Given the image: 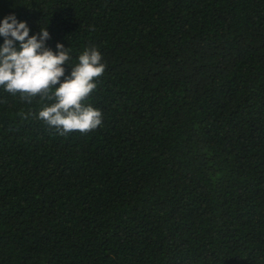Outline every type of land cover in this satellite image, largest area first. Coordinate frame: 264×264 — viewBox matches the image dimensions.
I'll list each match as a JSON object with an SVG mask.
<instances>
[{
    "label": "trees",
    "instance_id": "1",
    "mask_svg": "<svg viewBox=\"0 0 264 264\" xmlns=\"http://www.w3.org/2000/svg\"><path fill=\"white\" fill-rule=\"evenodd\" d=\"M13 13L70 48L66 76L89 47L106 69L88 133L0 87V264H264V0H0Z\"/></svg>",
    "mask_w": 264,
    "mask_h": 264
},
{
    "label": "clouds",
    "instance_id": "2",
    "mask_svg": "<svg viewBox=\"0 0 264 264\" xmlns=\"http://www.w3.org/2000/svg\"><path fill=\"white\" fill-rule=\"evenodd\" d=\"M29 33L27 22L18 21L14 13L0 23V36L5 38L0 46V87L12 95L20 94L28 103L36 97L41 103L52 101L39 111L38 118L61 136L97 129L102 124V112L86 101L106 69L101 52L96 47L86 48L66 76L70 48L58 43L57 54L46 47L50 33L45 27L35 35Z\"/></svg>",
    "mask_w": 264,
    "mask_h": 264
}]
</instances>
